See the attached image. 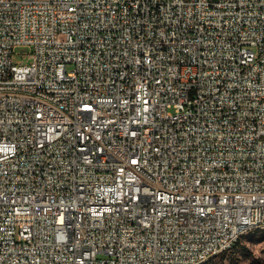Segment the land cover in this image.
Listing matches in <instances>:
<instances>
[{
	"label": "built area",
	"instance_id": "2783aa9c",
	"mask_svg": "<svg viewBox=\"0 0 264 264\" xmlns=\"http://www.w3.org/2000/svg\"><path fill=\"white\" fill-rule=\"evenodd\" d=\"M263 225L264 0H0V264H200Z\"/></svg>",
	"mask_w": 264,
	"mask_h": 264
},
{
	"label": "rangeland",
	"instance_id": "374dc122",
	"mask_svg": "<svg viewBox=\"0 0 264 264\" xmlns=\"http://www.w3.org/2000/svg\"><path fill=\"white\" fill-rule=\"evenodd\" d=\"M20 51L27 55L30 50L24 47ZM15 62L28 64L30 59L19 54ZM203 264H264V228L245 233L231 250L214 256Z\"/></svg>",
	"mask_w": 264,
	"mask_h": 264
},
{
	"label": "bare ground",
	"instance_id": "6f19581e",
	"mask_svg": "<svg viewBox=\"0 0 264 264\" xmlns=\"http://www.w3.org/2000/svg\"><path fill=\"white\" fill-rule=\"evenodd\" d=\"M258 228H260V227L244 228V231H242V236H243L245 233H247V232H249V231H252V230H255V229H258ZM262 228H264V225L262 226ZM203 263H205V262H201L200 264H203Z\"/></svg>",
	"mask_w": 264,
	"mask_h": 264
},
{
	"label": "trees",
	"instance_id": "16d2710c",
	"mask_svg": "<svg viewBox=\"0 0 264 264\" xmlns=\"http://www.w3.org/2000/svg\"><path fill=\"white\" fill-rule=\"evenodd\" d=\"M237 244V243H236ZM236 246V245H235Z\"/></svg>",
	"mask_w": 264,
	"mask_h": 264
}]
</instances>
